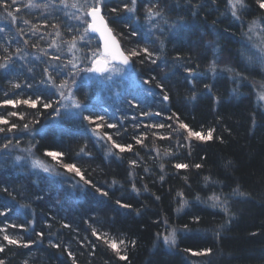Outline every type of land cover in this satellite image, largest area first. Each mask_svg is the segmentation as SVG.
I'll return each mask as SVG.
<instances>
[{"label":"trees","instance_id":"16d2710c","mask_svg":"<svg viewBox=\"0 0 264 264\" xmlns=\"http://www.w3.org/2000/svg\"><path fill=\"white\" fill-rule=\"evenodd\" d=\"M5 2L18 19L13 23L0 6V63L12 57L8 68L0 69V115L9 121L0 124L5 129L0 132V211L7 213L0 216V228L34 243L7 246L0 259L6 264H73V259L76 264H264V102L257 97L264 83V10L256 0H245L239 19L232 17L228 0H138L134 15L122 11L124 0H107L102 14L123 51L147 47L156 60L132 57L134 85L121 92L127 81L112 77L105 88L103 76L88 74L99 43L89 33L80 38V21L65 15L75 9ZM150 3L162 13L151 22L145 18ZM254 19L260 22L249 32ZM73 37L76 47L70 51ZM70 62L82 74L71 89L81 105L73 111L61 101L63 88L56 87L69 74L75 77ZM213 62L216 74L209 70ZM185 68L198 75L189 76ZM37 96L42 102L36 108L3 105L4 99ZM44 102L52 107L45 109ZM13 111L18 115L11 118ZM86 115L103 117L100 126L93 129ZM180 121L192 131L212 129V139H186V131H173ZM11 123L18 127L7 132ZM157 123L165 127H147ZM109 136L126 149L131 144V151L113 148ZM48 152L61 155L53 158ZM177 163L188 167L177 169ZM64 164L74 165L84 179ZM214 194L226 201L227 213L212 207ZM173 230L175 245L165 244L163 237ZM4 234L0 243L7 244ZM105 234L117 243L126 241L127 260L103 243ZM207 248L209 255L192 254Z\"/></svg>","mask_w":264,"mask_h":264},{"label":"snow or ice","instance_id":"6c2138e0","mask_svg":"<svg viewBox=\"0 0 264 264\" xmlns=\"http://www.w3.org/2000/svg\"><path fill=\"white\" fill-rule=\"evenodd\" d=\"M107 0H83V2H81V0H72V3L69 5V0H46V2L44 4H39L36 3L35 0H28V3L26 5H24L27 8H44V9H49V8H55L56 10L60 11V10H64L67 9L69 7H71L72 9H75L76 12L73 13H68L65 12V15H67L70 19H75L77 21H80L82 24H87V27L84 29V34L81 35V39H84L85 36L87 35V33L89 32H93V33H98L100 36V39L103 41V51H93L92 52V56H93V60H92V68L88 69L87 71H91V72H96V73H103L106 68L108 67V65L112 62V61H116L119 60L122 64L124 65H128L130 63V59L132 57H136L139 56L141 54H144V56L148 59H151V57L153 56V53L147 48H141L139 50H130L127 53L121 50V45L119 43V40L116 36V34L113 32V30L108 26V23L106 22V17L104 14H102V8L105 6ZM17 0H12V4H16ZM213 3H215V0H213ZM256 3L259 7V9L264 10V0H256ZM228 5L230 7L231 10V15L232 17L239 19L240 18V13L245 10V0H228ZM0 6H3L7 12V16L11 18L13 23L17 22L18 17L15 16L13 14V12L9 9V5H7V3L5 2V0H0ZM200 5H194V9L199 8ZM138 10V0H124L123 4H122V11L126 14H131L134 15ZM20 9L17 8L16 12H19ZM111 11L113 13H118L120 11V9L117 8H112ZM79 13V14H77ZM195 14V11H194ZM131 15L126 16L127 19L131 18ZM162 13L158 8V4L156 3H150L148 5L145 6V18L148 21H154L157 17H161ZM90 18V19H88ZM260 21L257 19H254L253 21H251L250 26H249V32L253 31V28L259 23ZM23 23L25 25L29 24L28 20H23ZM53 28L58 29L60 27L59 24H55L52 26ZM153 27H156V25H153ZM31 29L34 31H39L37 25L32 24L31 25ZM69 31H71L72 29L69 28ZM4 29L0 28V32H3ZM19 31H23L22 29H20ZM133 34L135 35V31L133 32ZM61 33L60 31H56V36H60ZM25 43H28V41H25ZM56 41L53 40L52 45L50 46H55ZM76 47V38L73 37V40L69 42V50L71 51L73 48ZM5 51H7V49H5ZM19 51V49L17 50ZM261 52L264 53V49H261ZM53 59H58V57H54ZM177 60L180 59V57H176ZM262 59H264V56H262ZM12 62V57L10 56H6L5 57V62L0 63V69H6L8 68L9 64ZM151 62L153 64L156 63L155 59H151ZM71 63V62H70ZM73 67H75V65H73ZM209 70L211 72H213V74H216V63L213 62L210 66H209ZM230 70V69H228ZM47 72V69L45 70ZM185 71L188 73L189 76L192 77H196L198 75V73H196L192 68H185ZM145 83H148V81H145ZM66 86V82H62L60 85H57L56 87L58 89L63 88ZM14 88H19L20 85L19 84H14L13 85ZM158 87H161L160 85H158ZM206 89L210 90V86L209 85H205L204 86ZM260 90L257 92V97L259 100L264 101V83L260 84ZM163 91V88H162ZM61 96H63V93L61 92ZM193 99H195V95H193L192 97ZM163 99L165 101H167L169 99L168 95L165 94L163 96ZM42 102V98L40 96H37L35 99H4L3 104L4 105H11L12 107H16L17 105L20 104H24V105H28L29 107L32 108H36L37 105L39 103ZM74 108H80L81 105L78 102L73 101V105ZM43 107L45 109L51 108L52 105L50 103L44 102L43 103ZM9 116L15 117L18 115L17 112L13 111V112H9L8 113ZM143 115H149L148 113H143ZM156 115H160L159 113H157ZM173 116H176L175 113H173ZM21 119H23V115L20 114ZM103 117L101 116H96L95 118L91 117V116H84V120L89 121V123H93L94 120H102ZM0 124H9L8 119H6L3 115H0ZM18 125L16 123H11L10 126L7 128V132H12L13 130L17 129ZM25 129L28 128V125L25 124L23 126ZM97 127H99V125H97ZM108 127L110 128H114L116 127V125L113 124H109ZM147 127H152V128H163L165 127L164 124H152V125H148ZM170 127V126H169ZM179 130H184L187 132V138H195L198 140H210L212 139V129H209L207 131V133H201V132H197V131H192L189 126L184 123L183 121H180L178 123V128L173 129V131H179ZM5 129L4 128H0V132H4ZM163 138V137H162ZM109 141H112V138L109 136L108 137ZM136 143L137 144H141L142 143V139L137 138L136 139ZM5 149L9 147L8 144H5L3 146ZM112 147L113 148H118L120 152H124L125 150L131 151L132 149V145L129 144L127 146V149L112 141ZM81 151L83 152L84 149L82 148ZM111 151V150H109ZM157 151H159V149H157ZM49 156H52L53 158H56L58 156L61 155V153H56V152H48L46 153ZM165 155H169L170 152L168 150L165 151L164 153ZM17 160L20 159V157H16ZM130 163L132 165H136V161H130ZM229 164L231 162H228ZM34 166H40V167H44L42 164H40L39 161H34L33 162ZM64 168H66L69 172H75L76 175L80 176V178L83 180L84 177L80 174V170L78 168H76L74 165L72 164H64L63 165ZM161 169H163V164L160 165ZM175 167L177 169H181V168H187L188 165L186 164H181V163H177L175 165ZM196 168H200L201 165L197 164L195 165ZM148 169H145V171H147ZM44 171L48 172L50 171L49 168L44 167ZM131 175V173H130ZM161 180L164 179L163 176L160 177ZM205 180H208V177H205ZM85 183H89V181L85 180ZM115 183V181H114ZM133 190L134 191H138L135 187V185H133ZM4 191H7V189L5 188ZM97 191H100V189H97ZM234 192H237V194L239 195H244V193H239L237 190L234 189ZM103 195H107V193H103ZM178 195H182L179 194ZM157 199H159V197H157ZM209 199L212 201V207H221L225 213L228 212V209L226 207H224L226 201L221 200V197L218 195H213L211 197H209ZM117 203H120L119 201H117ZM186 203V201H182L181 202V207L184 206V204ZM122 207H130V205H121ZM179 211V209H178ZM7 213L5 211H0V216L6 215ZM65 227H68V225H64ZM21 228H23V225H20ZM0 233H5L3 235V241H6L7 244L4 243H0V253H4L6 251L7 246H17V247H23V248H28L30 246V243H34V242H28L25 243L23 242L21 239L19 238H15L11 235H8L6 233L5 229L0 228ZM37 235H42V233H37ZM92 235L96 236L97 239H101L100 236L97 235V231L95 229H93L92 231ZM165 244H170V245H175L176 243V234L175 231L173 230L172 232H169L167 235H165L163 237ZM103 243L106 244L108 246V248H110L113 252H115L116 256L120 259V260H127V255L126 254H122V246H124L126 244V241L123 239H120L119 242L117 243V241L115 239H110L107 237V234L104 235L103 237ZM132 243H135L134 241ZM52 247H59V245L56 244H51ZM65 251H67V249H65ZM185 251H191L190 249H185ZM212 249L211 248H207V249H203L201 251L198 252H192L193 255L195 256H201V255H209L211 254ZM69 257H72V253L68 252ZM0 264H6L5 260L0 259ZM25 264H27V262H25ZM73 264H76L75 260L73 259Z\"/></svg>","mask_w":264,"mask_h":264},{"label":"rangeland","instance_id":"374dc122","mask_svg":"<svg viewBox=\"0 0 264 264\" xmlns=\"http://www.w3.org/2000/svg\"><path fill=\"white\" fill-rule=\"evenodd\" d=\"M91 1V0H90ZM79 14V13H78ZM89 19V18H88ZM80 29L82 28H86L87 27V24H82L81 22L78 24ZM90 35V34H89ZM83 40V39H82ZM87 41V40H86ZM84 41V42H86ZM258 44V43H257ZM70 64L71 68L72 69H75V74L73 77V75L70 76V74L68 75V77H66L64 79L63 82H66V86L63 87V90L62 92H64V96H62L61 98V101L63 102V105L65 108H67V110H75L76 108H74L72 105H73V101H75V99L73 98L72 94H71V89H75V87H77V85L79 84L78 82V78L82 76L81 74V70L78 72L77 70L80 69L77 65L76 67H73V64L72 63H68ZM92 60H90V66L88 67V69H91L92 68ZM87 69V70H88ZM88 74L93 77V78H99V76H103V81L105 82V88H106V85L108 82L112 81L111 78L114 77L116 78L118 81L121 79L122 81H127V84L123 85L121 87V89H119V92L123 91L126 87H130V86H133L134 85V78L133 76H131L132 74L130 73L131 71H128V70H125L123 69L122 67H116V66H112L109 64L108 68L106 69V72L101 74V75H94L93 72L91 71H87ZM102 78L98 81V82H101L102 81ZM78 81V82H77ZM124 88V89H123ZM123 89V90H122ZM111 93V92H110ZM108 93L107 96H110L111 94ZM264 102V101H263ZM4 105V104H3ZM24 105V104H23ZM4 106H7L8 108L12 109L13 107L11 105H4ZM11 118H14L12 116H10ZM101 122V120H94L93 123H88L91 124V125H94L93 126V129H97V126L95 125H99V123ZM100 126V125H99ZM65 170H67L66 168H64ZM68 171V170H67ZM69 172V171H68ZM75 173V172H74Z\"/></svg>","mask_w":264,"mask_h":264},{"label":"water","instance_id":"95a60500","mask_svg":"<svg viewBox=\"0 0 264 264\" xmlns=\"http://www.w3.org/2000/svg\"><path fill=\"white\" fill-rule=\"evenodd\" d=\"M90 19V18H89ZM90 35H92L95 39L98 40V43H99V49L100 51H103V41L100 39V36L98 33H93V32H89ZM122 50V48H121ZM123 51V50H122ZM111 64L113 65H119V66H122V68H124L125 70H128L130 71L131 70V60H130V63L128 65H124L122 64L119 60H116V61H112ZM107 69V68H106ZM106 70L103 72L105 73ZM103 73H96V72H93L94 75L98 76V75H101Z\"/></svg>","mask_w":264,"mask_h":264},{"label":"bare ground","instance_id":"6f19581e","mask_svg":"<svg viewBox=\"0 0 264 264\" xmlns=\"http://www.w3.org/2000/svg\"><path fill=\"white\" fill-rule=\"evenodd\" d=\"M92 36V35H91ZM120 43V42H119ZM122 50H123V48H122ZM131 60V59H130ZM110 65H112V66H116V67H122V66H119V65H113V64H111L110 63ZM109 66V65H108ZM131 66H132V60H131ZM108 68V67H107ZM124 69V68H123ZM131 71V70H130Z\"/></svg>","mask_w":264,"mask_h":264}]
</instances>
